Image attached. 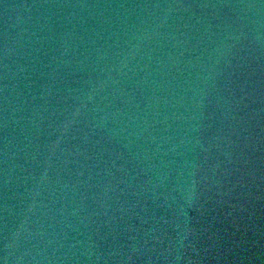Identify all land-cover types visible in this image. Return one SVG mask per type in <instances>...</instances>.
<instances>
[{"label": "water", "instance_id": "obj_1", "mask_svg": "<svg viewBox=\"0 0 264 264\" xmlns=\"http://www.w3.org/2000/svg\"><path fill=\"white\" fill-rule=\"evenodd\" d=\"M0 264H264V0H0Z\"/></svg>", "mask_w": 264, "mask_h": 264}]
</instances>
